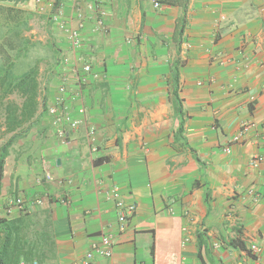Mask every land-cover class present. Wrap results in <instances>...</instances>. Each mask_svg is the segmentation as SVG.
Listing matches in <instances>:
<instances>
[{"label":"crops","instance_id":"0c3cea01","mask_svg":"<svg viewBox=\"0 0 264 264\" xmlns=\"http://www.w3.org/2000/svg\"><path fill=\"white\" fill-rule=\"evenodd\" d=\"M0 5L33 13L27 36L45 50L38 117L9 149L0 198V217L32 219V264H264V0ZM58 98L80 121L66 144L48 115ZM118 199L137 209L122 232ZM105 235L112 257L88 262Z\"/></svg>","mask_w":264,"mask_h":264},{"label":"trees","instance_id":"16d2710c","mask_svg":"<svg viewBox=\"0 0 264 264\" xmlns=\"http://www.w3.org/2000/svg\"><path fill=\"white\" fill-rule=\"evenodd\" d=\"M33 18L34 14L24 9L0 5V141H3L0 145V198L9 149L35 124L41 107L39 61L31 58L38 44L27 36ZM179 65V60L173 64V101L182 115ZM13 97L21 99V103ZM31 222L29 215L18 219L0 217V264L33 263L40 238L31 239Z\"/></svg>","mask_w":264,"mask_h":264},{"label":"built area","instance_id":"2783aa9c","mask_svg":"<svg viewBox=\"0 0 264 264\" xmlns=\"http://www.w3.org/2000/svg\"><path fill=\"white\" fill-rule=\"evenodd\" d=\"M36 4L38 5L39 9L42 11L44 10V0H35ZM156 8H159L161 4L159 2L154 3ZM60 10V9H59ZM60 12L56 16H54V20L58 21V17H60ZM83 17V15H81ZM69 32L68 34V41L70 44V47L74 50H78L82 47V38H81V28L79 29H73V30H67ZM64 67L68 66V60L65 59L63 61ZM83 75H89L92 73V65L91 64H85L82 68ZM82 75L81 81H85L87 78H85ZM95 78H98L99 76L97 74H94ZM65 88L61 87L60 92L64 93ZM48 115L51 118V126L57 130V136L61 138L66 144L68 142L67 140V129H75L79 126L80 121L75 120L71 117L70 111L68 106L65 104V102L58 98L54 100V102L51 104V106L48 108ZM94 131L90 132V136L94 140ZM239 138L237 137L236 140ZM227 154H231L232 150L230 148H227L225 151ZM47 179H51L50 176H47ZM111 196L116 197L117 190L111 191ZM16 207L19 210H24L25 205L22 202V200H16L15 202ZM117 206L119 210V223H120V231H125L126 225L128 223V220L135 215L137 209L134 205H126L123 201H120L118 199ZM189 241V237H186L184 240V246ZM114 244H115V238L112 235H105L102 237L101 241L99 243H95L92 245L90 251L86 255V260L88 262L95 259V257H106L110 258L113 255L114 251ZM250 251L253 255L259 256L261 254V249L258 246H252L250 248ZM24 264V263H22ZM180 264H187L186 261L182 260Z\"/></svg>","mask_w":264,"mask_h":264},{"label":"rangeland","instance_id":"374dc122","mask_svg":"<svg viewBox=\"0 0 264 264\" xmlns=\"http://www.w3.org/2000/svg\"><path fill=\"white\" fill-rule=\"evenodd\" d=\"M29 33V32H28ZM27 33V34H28ZM33 40V39H32ZM35 42V41H34ZM41 57H45V50L42 49V47H40L39 45L33 50L32 52V55H31V58L32 60H35V58L37 59H40ZM43 63L41 65V69L43 68ZM13 99H15L18 103H21V99H19L18 97H13ZM3 143V141L1 140L0 141V145Z\"/></svg>","mask_w":264,"mask_h":264},{"label":"water","instance_id":"95a60500","mask_svg":"<svg viewBox=\"0 0 264 264\" xmlns=\"http://www.w3.org/2000/svg\"><path fill=\"white\" fill-rule=\"evenodd\" d=\"M58 162V164L60 163V161H57Z\"/></svg>","mask_w":264,"mask_h":264},{"label":"clouds","instance_id":"9594fccd","mask_svg":"<svg viewBox=\"0 0 264 264\" xmlns=\"http://www.w3.org/2000/svg\"><path fill=\"white\" fill-rule=\"evenodd\" d=\"M251 252V251H250ZM252 254V253H251Z\"/></svg>","mask_w":264,"mask_h":264}]
</instances>
